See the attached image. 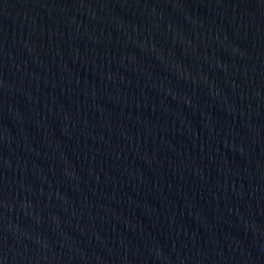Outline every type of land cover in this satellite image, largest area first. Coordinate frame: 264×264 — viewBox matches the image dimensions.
<instances>
[{"label": "water", "instance_id": "1", "mask_svg": "<svg viewBox=\"0 0 264 264\" xmlns=\"http://www.w3.org/2000/svg\"><path fill=\"white\" fill-rule=\"evenodd\" d=\"M0 264H264V0H0Z\"/></svg>", "mask_w": 264, "mask_h": 264}]
</instances>
